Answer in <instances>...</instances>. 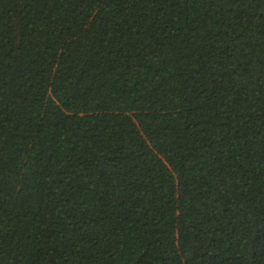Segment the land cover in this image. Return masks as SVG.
Segmentation results:
<instances>
[{"label": "trees", "instance_id": "trees-1", "mask_svg": "<svg viewBox=\"0 0 264 264\" xmlns=\"http://www.w3.org/2000/svg\"><path fill=\"white\" fill-rule=\"evenodd\" d=\"M0 264H264V0H0Z\"/></svg>", "mask_w": 264, "mask_h": 264}]
</instances>
